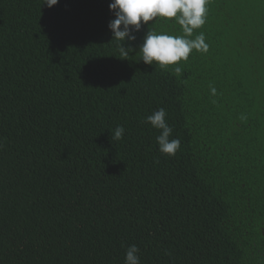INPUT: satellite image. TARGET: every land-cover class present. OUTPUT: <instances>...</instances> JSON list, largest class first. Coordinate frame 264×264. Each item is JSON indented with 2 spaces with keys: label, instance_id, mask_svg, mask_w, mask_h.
I'll list each match as a JSON object with an SVG mask.
<instances>
[{
  "label": "trees",
  "instance_id": "16d2710c",
  "mask_svg": "<svg viewBox=\"0 0 264 264\" xmlns=\"http://www.w3.org/2000/svg\"><path fill=\"white\" fill-rule=\"evenodd\" d=\"M44 3L0 0V264H264V0H208V51L164 68L138 46L175 18L125 55L111 0Z\"/></svg>",
  "mask_w": 264,
  "mask_h": 264
},
{
  "label": "clouds",
  "instance_id": "9594fccd",
  "mask_svg": "<svg viewBox=\"0 0 264 264\" xmlns=\"http://www.w3.org/2000/svg\"><path fill=\"white\" fill-rule=\"evenodd\" d=\"M58 3V0H45L48 7ZM208 0H111L109 10L114 19L109 22L112 39L122 41L121 51L129 54L134 51L131 46L125 47V42H134L136 36L144 25H148L156 17L175 18L182 27L183 36H173L166 33H157L148 29L143 37V42L138 46L142 54V61L146 65L157 62L162 68L177 64L181 60H187L192 50L207 52L209 45L205 43L203 33L190 39L195 29H199L206 22ZM174 71L179 74L182 69L177 66ZM213 95L215 87L210 86ZM167 113L164 108H159L146 117L145 122L152 127L161 130L156 137L159 151L166 155H175L180 149L179 139H169L173 129L166 122ZM125 129L117 126L114 130L113 139H122ZM139 249L136 245H130L126 249L125 264H140Z\"/></svg>",
  "mask_w": 264,
  "mask_h": 264
}]
</instances>
